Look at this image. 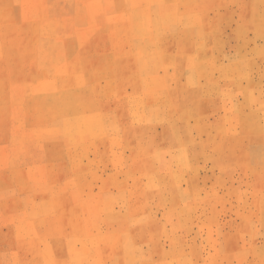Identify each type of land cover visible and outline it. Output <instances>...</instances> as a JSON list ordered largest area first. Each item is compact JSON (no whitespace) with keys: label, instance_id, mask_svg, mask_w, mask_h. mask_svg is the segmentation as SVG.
Returning a JSON list of instances; mask_svg holds the SVG:
<instances>
[{"label":"rangeland","instance_id":"obj_1","mask_svg":"<svg viewBox=\"0 0 264 264\" xmlns=\"http://www.w3.org/2000/svg\"><path fill=\"white\" fill-rule=\"evenodd\" d=\"M0 264H264V0H0Z\"/></svg>","mask_w":264,"mask_h":264}]
</instances>
